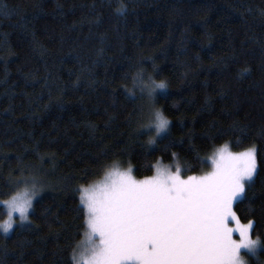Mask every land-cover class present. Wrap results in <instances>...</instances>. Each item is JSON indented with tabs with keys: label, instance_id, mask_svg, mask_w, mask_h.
<instances>
[{
	"label": "trees",
	"instance_id": "16d2710c",
	"mask_svg": "<svg viewBox=\"0 0 264 264\" xmlns=\"http://www.w3.org/2000/svg\"><path fill=\"white\" fill-rule=\"evenodd\" d=\"M2 2L0 264H71L86 231L78 189L113 165L137 178L157 164L198 174L225 144L259 150L235 210L264 242V0ZM149 77L166 94L134 87ZM155 109L170 132L145 152L154 125L135 130ZM33 185L28 218L5 232L4 202ZM250 264H264V251Z\"/></svg>",
	"mask_w": 264,
	"mask_h": 264
},
{
	"label": "snow or ice",
	"instance_id": "6c2138e0",
	"mask_svg": "<svg viewBox=\"0 0 264 264\" xmlns=\"http://www.w3.org/2000/svg\"><path fill=\"white\" fill-rule=\"evenodd\" d=\"M10 14L0 0V15ZM149 81L134 78V87L152 99L166 94V84H156L151 77ZM125 91L136 97L133 89ZM153 125L154 135L142 145L145 152L158 147L165 138L161 133L170 132L169 120L155 109L154 119L150 116L135 134L144 135ZM170 146L171 142L165 145ZM258 151L252 146L233 153L225 144L208 158L211 171L186 179L179 163L175 171L157 164L155 174L142 180L134 178L131 166L122 170L113 165L103 181L78 189L77 207L86 231L73 249L71 264H246L244 255L258 258L264 242L259 236L252 238L255 222L242 223L235 210L248 198L259 174ZM39 191L33 185L31 192L5 201L9 217L17 212L26 220ZM11 227L10 220L4 231ZM237 234L239 239L234 238Z\"/></svg>",
	"mask_w": 264,
	"mask_h": 264
},
{
	"label": "rangeland",
	"instance_id": "374dc122",
	"mask_svg": "<svg viewBox=\"0 0 264 264\" xmlns=\"http://www.w3.org/2000/svg\"><path fill=\"white\" fill-rule=\"evenodd\" d=\"M162 134V133H161ZM224 146V145H223ZM223 146H221V147H223ZM229 147V146H228ZM220 147H218V149H219ZM248 149V148H247ZM247 149H244V150H242V151H245V150H247ZM229 150L231 151V152H233V153H237V152H242V151H232L230 148H229ZM216 151V150H215ZM214 151V152H215ZM213 152V153H214ZM213 153H212V155H213ZM211 155V156H212ZM210 156V157H211ZM161 166H167V167H169L172 171H175V167L174 166H170V165H166V164H163V165H161ZM120 169H122V170H124V169H127V168H122V167H119ZM110 170V169H109ZM108 170V171H109ZM212 170V164H211V160L209 159V164H208V167H207V169L206 170H204V171H202L201 173H198V174H192V175H195V176H200V175H204V174H206L207 172H209V171H211ZM107 173V172H106ZM106 173L99 179V180H97V181H95L94 183H92V184H90V185H88V186H91V185H94V184H97V183H99V182H101V181H103L104 180V178H105V175H106ZM155 174V171H154V173L152 174V175H154ZM133 175V174H132ZM151 175V176H152ZM192 175H183L182 174V176H183V178H187L188 176H192ZM134 176V175H133ZM147 177H150V176H147ZM134 178L135 179H137V180H142V179H144V178H146V177H142V178H137V177H135L134 176ZM87 186V187H88ZM26 192H31V191H29V190H24V189H22V190H20L18 193H16L13 197H11L9 200H7V201H11L14 197H17V196H19V195H22V194H25ZM33 201V200H32ZM4 205H5V207H6V212L8 213V208H7V205L4 203ZM31 211V208L28 210V213H27V216H28V214H29V212ZM11 220V223H12V227H11V229H9L8 230V232L7 233H10L11 231H12V228H13V226L15 225L16 226V224L17 225H19V224H21V223H23V222H25L26 220H21L20 219V216H19V213H17V212H13L12 213V215H11V217H9V215H7V217H6V219L4 220V222L2 223V228H3V230H4V224L5 223H8L9 221ZM245 223H247V222H245ZM11 230V231H10ZM10 231V232H9ZM234 238L235 239H239V237H238V234L237 235H235L234 236ZM253 239H255L254 237H252ZM84 239H85V237H84ZM83 239V240H84ZM259 254V253H258ZM256 257H252L250 254L249 255H244L243 256V259L246 261V264H250L251 263V260H253V259H255Z\"/></svg>",
	"mask_w": 264,
	"mask_h": 264
},
{
	"label": "clouds",
	"instance_id": "9594fccd",
	"mask_svg": "<svg viewBox=\"0 0 264 264\" xmlns=\"http://www.w3.org/2000/svg\"><path fill=\"white\" fill-rule=\"evenodd\" d=\"M5 224H6V223H5ZM5 224H4V225H5Z\"/></svg>",
	"mask_w": 264,
	"mask_h": 264
}]
</instances>
